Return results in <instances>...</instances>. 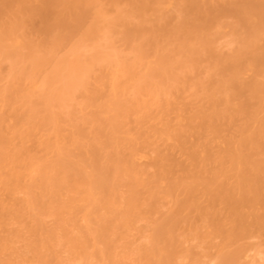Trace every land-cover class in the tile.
Instances as JSON below:
<instances>
[{
  "label": "bare ground",
  "instance_id": "6f19581e",
  "mask_svg": "<svg viewBox=\"0 0 264 264\" xmlns=\"http://www.w3.org/2000/svg\"><path fill=\"white\" fill-rule=\"evenodd\" d=\"M0 264H264V0H0Z\"/></svg>",
  "mask_w": 264,
  "mask_h": 264
}]
</instances>
